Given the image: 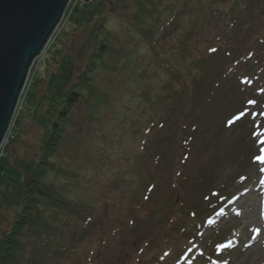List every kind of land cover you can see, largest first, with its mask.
I'll return each instance as SVG.
<instances>
[{"label": "trees", "instance_id": "obj_1", "mask_svg": "<svg viewBox=\"0 0 264 264\" xmlns=\"http://www.w3.org/2000/svg\"><path fill=\"white\" fill-rule=\"evenodd\" d=\"M65 16L43 70L30 79L32 101L12 118L0 158V218L8 223L0 227V264H103L107 247L117 251H107V261H117L122 242L135 240L136 221L151 215L163 189L160 174L152 173L150 183L151 158L142 150L153 120L186 87L195 92L191 103L199 104L203 66L211 59L223 64L215 86L233 88L227 96L236 105L232 124L250 107L264 124V0H70ZM124 37L132 43L121 44ZM114 88L117 97L152 106L147 118L140 109L121 127L122 137L137 136L117 151L101 147L123 119L115 113ZM31 132L36 147L24 138ZM183 142L189 145L191 137L185 134ZM21 144L19 158L10 147ZM180 205L164 242L132 260L177 264L198 239L210 247L213 239L199 237L203 212Z\"/></svg>", "mask_w": 264, "mask_h": 264}, {"label": "rangeland", "instance_id": "obj_2", "mask_svg": "<svg viewBox=\"0 0 264 264\" xmlns=\"http://www.w3.org/2000/svg\"><path fill=\"white\" fill-rule=\"evenodd\" d=\"M76 1L87 0H72V4ZM66 18L61 19L41 54L33 60L12 118L26 111L27 103L32 101L30 79L43 70L46 48L54 35L56 37L61 28L65 29ZM120 43L128 46L132 40L124 37ZM222 71L220 59L208 61L203 66L199 104L191 103V95L195 92L187 91L186 87L172 108L160 112L158 120H153L155 123L142 150L147 158H151L148 167L150 183L154 180L152 173L160 174L163 189L153 198L151 215L136 221L135 240L124 239L125 246L117 261L108 262L106 259L107 251L117 255L116 250L112 252L115 247L113 250H109L110 247L104 249L103 264L140 263L132 258L141 250L144 255L148 253L149 245L156 247L164 242L163 238L171 231L169 224L179 203L181 209L203 212L200 219L205 220L199 226V237L213 239V242L205 249L198 239L193 249L182 255L177 264H189L196 256H203L199 264H264V124L259 122L261 113L251 107L241 123L232 124L230 115L236 105L231 101L228 103L227 96L232 94L233 88L230 83L224 89L215 86ZM117 92L114 88L115 113L123 119L120 127L109 128L108 141L101 146L113 151L132 146L130 141L137 134L130 131L122 137L121 127L141 113L140 109L145 113L152 108L139 107L138 102L128 95L117 97ZM148 116L146 114L145 118ZM12 118L0 147V158L6 157L3 147L14 127ZM80 118L75 116L76 128L81 125ZM82 133L85 135L84 131ZM185 134L191 137L189 145L183 144ZM35 135L31 132L24 137L34 147L37 146ZM10 150L20 158L24 156L25 146L16 145ZM177 174H180L179 180L175 177ZM108 187L113 188L106 183L105 188ZM7 225V221L0 218V227L6 228ZM215 250L217 255H214Z\"/></svg>", "mask_w": 264, "mask_h": 264}, {"label": "water", "instance_id": "obj_3", "mask_svg": "<svg viewBox=\"0 0 264 264\" xmlns=\"http://www.w3.org/2000/svg\"><path fill=\"white\" fill-rule=\"evenodd\" d=\"M70 0H0V147L38 57Z\"/></svg>", "mask_w": 264, "mask_h": 264}, {"label": "bare ground", "instance_id": "obj_4", "mask_svg": "<svg viewBox=\"0 0 264 264\" xmlns=\"http://www.w3.org/2000/svg\"><path fill=\"white\" fill-rule=\"evenodd\" d=\"M49 42V41H48Z\"/></svg>", "mask_w": 264, "mask_h": 264}]
</instances>
